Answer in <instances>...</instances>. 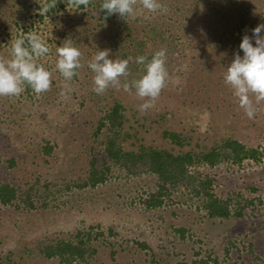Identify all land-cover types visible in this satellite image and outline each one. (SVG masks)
Here are the masks:
<instances>
[{
  "label": "rangeland",
  "instance_id": "1",
  "mask_svg": "<svg viewBox=\"0 0 264 264\" xmlns=\"http://www.w3.org/2000/svg\"><path fill=\"white\" fill-rule=\"evenodd\" d=\"M101 2L77 8L72 0H0V57L9 55L11 40L33 30L49 43L38 63L52 72V87L39 96L26 87L20 96H0V185L17 191L12 204L0 203V264H62L46 258L44 247L77 239L89 252L73 264H264V100L251 95L256 111L249 118L224 81L243 35L264 23V0H161L167 11L147 19L145 10L106 16ZM65 40L82 53L71 81L55 69L56 47ZM99 48L132 58L121 82L143 74L135 57L167 49L168 80L152 108L139 111L144 100L135 89L93 91L88 61ZM117 104L123 126L111 132L106 116ZM165 132L180 135L183 145ZM115 135L136 153L146 147L200 155L237 140L260 156L197 167L234 213L210 218L203 199L182 186L149 209L145 200L159 180L140 169L128 175L113 167L104 184L79 188L93 160L104 164Z\"/></svg>",
  "mask_w": 264,
  "mask_h": 264
},
{
  "label": "clouds",
  "instance_id": "2",
  "mask_svg": "<svg viewBox=\"0 0 264 264\" xmlns=\"http://www.w3.org/2000/svg\"><path fill=\"white\" fill-rule=\"evenodd\" d=\"M77 8L81 5L88 8L89 0H72ZM102 0L101 10L105 15L118 14L126 19L135 17L141 10L148 13L166 12L167 8L161 0ZM264 23L251 29V35L244 34L239 49L234 53L231 63L226 67L225 83L231 88L233 95L239 99V106L249 118H253L255 108L251 95L257 102L264 100ZM51 52L48 41L37 32L30 30L18 35L10 41L7 57H0V96H20L25 87H30L36 95L48 91L52 87V72L38 58ZM55 69L65 81H71L78 75L82 66L81 50L70 41L56 47ZM132 58H112L110 49H100L88 61V67L94 73L93 91L103 94L109 87L123 88L125 92L135 89V94L144 100L139 111L146 112L154 106L168 80L166 66L167 49L161 48L152 53L151 59L146 55L135 57L137 64L143 65V74L130 82H121V77L130 74L128 68Z\"/></svg>",
  "mask_w": 264,
  "mask_h": 264
},
{
  "label": "trees",
  "instance_id": "3",
  "mask_svg": "<svg viewBox=\"0 0 264 264\" xmlns=\"http://www.w3.org/2000/svg\"><path fill=\"white\" fill-rule=\"evenodd\" d=\"M54 1V0H53ZM61 3V2H60ZM28 93H33L30 87H26ZM122 106L117 104L106 116L111 132H116L123 126ZM106 126L102 122L101 127ZM100 130V129H99ZM118 133V132H117ZM164 137L177 145H183L182 137L173 132H165ZM51 148L45 149L49 153ZM106 158L103 165L95 159L90 164V172L86 181L77 185L79 188H95L107 182L113 167H119L128 175L135 174L142 170L154 174L158 177V191L152 193L145 200L149 209H156L165 203V197L178 187H184L195 197L203 199V207L210 218H229L234 213L228 200L219 198L213 191V180L209 176L203 175L198 166L214 168L218 164L229 161L240 164L245 160H259L260 153L257 149L248 148L237 140H228L221 148L212 149L208 153L194 155L186 153L174 155L165 150H156L143 147L136 153L125 151L116 138V135L109 138L105 148ZM17 199V191L9 184L0 185V203L10 205ZM237 216H242V211L236 212ZM180 232L185 234V230ZM43 254L48 259L58 258L62 264H73L76 261L85 260L89 250L83 240L60 241L47 245L43 249ZM220 264L217 259L195 260L192 264ZM188 264V263H180Z\"/></svg>",
  "mask_w": 264,
  "mask_h": 264
}]
</instances>
